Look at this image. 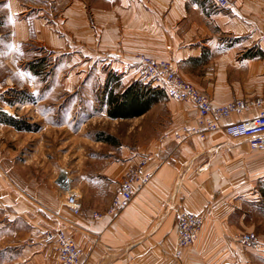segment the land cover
I'll list each match as a JSON object with an SVG mask.
<instances>
[{"label":"crops","instance_id":"crops-1","mask_svg":"<svg viewBox=\"0 0 264 264\" xmlns=\"http://www.w3.org/2000/svg\"><path fill=\"white\" fill-rule=\"evenodd\" d=\"M29 1H0V95L8 88L28 86L30 95L36 96L39 83L32 67L38 59L32 49L40 43L51 58H57L48 77L54 84L101 86L98 97L79 93V100L85 103L82 111L91 109L103 118H109L110 91L121 94L133 82L146 87L130 69L139 54L172 62L177 73L214 106L264 97V0H226L227 6L221 9L212 0H97L110 10L97 5L91 20L83 5L75 8L78 18L73 20L68 5L62 16H56L55 7L39 11ZM101 67V77L88 75ZM63 72L68 74L66 80L60 77ZM53 93L54 88H48L47 104L55 102L50 100ZM156 95L138 116L109 118L113 122L142 120L143 132L151 136L142 146L119 144L115 139L114 143L97 142L106 151L91 156L96 160L94 170L79 173L85 193L91 196L89 202L80 192L76 197L81 214L74 216L63 209L59 225H38V216L34 217L28 234L21 233L16 241L15 252L1 250L0 264H58L53 250L42 243V232L52 229H62L74 240L80 264H250L248 256L260 254L233 240L242 225L231 221L239 214L237 222L242 223L245 214L263 210L264 152L252 151L246 141L228 139L220 131L204 139L191 136L176 141L175 132L198 125L197 111L165 92ZM69 98L60 101L62 109ZM38 106L39 100L33 108L38 111ZM257 113L252 107L220 124L250 119ZM141 158L146 159L143 171L151 174L148 186L117 216L91 219L94 211L106 209L125 173ZM31 211L39 215L37 209ZM180 211L202 216L204 224L194 244L175 257Z\"/></svg>","mask_w":264,"mask_h":264},{"label":"rangeland","instance_id":"rangeland-1","mask_svg":"<svg viewBox=\"0 0 264 264\" xmlns=\"http://www.w3.org/2000/svg\"><path fill=\"white\" fill-rule=\"evenodd\" d=\"M24 1L28 2V0ZM66 1L30 0L29 2L39 11H42L43 7H55L56 16H62L64 7L68 5L72 8L73 20L78 18L75 8L81 5L88 20L94 16L97 5L101 6L99 7L101 9L110 10L97 0H69L67 3ZM71 25L70 34L73 37L76 33L73 28L74 22ZM35 44L37 47L33 46L32 50L38 60L34 62L32 73L38 78L39 83L36 96L30 95L31 90L28 86L8 88L0 95V111L20 118L30 127L29 130L18 131L0 123V252L6 249L5 251L10 254L15 252V247H19L16 241L21 239L20 234L23 233L24 236L28 234L34 217L38 216V225H59L63 219L60 217L64 214L62 210L67 209L63 203L69 193L79 197L80 192L85 202L90 201V193H85L82 186L84 184L79 181V173L80 170L82 172L86 169L94 170L96 160H91V156L95 157V154L105 150L97 144L99 142L97 138L110 136L119 144L130 142L142 146L146 138L151 136L143 132L145 127L142 120L113 122L109 118L94 114V110L89 109L87 113L82 111L85 103L80 101L79 93L91 94L93 98L98 97L101 86L92 83L84 87V83L81 82L63 86L62 81L54 84L48 77L55 68L57 58H51L49 50L39 45L40 43ZM132 64L130 69L134 77L143 85L152 88L150 83L135 73L134 60ZM102 68L98 69L97 73L90 70L88 75L94 79L99 78L104 71ZM127 71L128 69L124 68V72ZM60 77L66 80L68 74L63 72ZM51 87L54 88V93L50 100L54 99L55 102L47 104L46 93ZM118 89L119 87L115 86L114 90L118 91ZM163 91L158 90L159 93H164ZM74 94L77 95L76 99L72 96ZM69 95L64 110L60 101ZM37 100H39L38 111L33 108ZM47 110L51 111L48 116ZM32 209H37L39 215H33ZM253 209L252 207L250 211ZM45 211L53 214H47ZM200 217L203 227L204 218ZM239 217L241 216L236 214V219L231 221L234 225H242L237 227L232 236L233 240L239 242L244 235L253 234L258 239L259 251L262 252L251 248L255 253L260 254L254 256V253H251L248 256L249 263L264 264V206L262 211L245 214L242 223L238 224Z\"/></svg>","mask_w":264,"mask_h":264},{"label":"built area","instance_id":"built-area-1","mask_svg":"<svg viewBox=\"0 0 264 264\" xmlns=\"http://www.w3.org/2000/svg\"><path fill=\"white\" fill-rule=\"evenodd\" d=\"M215 8L227 6L226 0H212ZM135 73L152 86L164 90L174 100L189 103L198 114V125L192 129H182L173 134V138L182 142L191 136L204 139L207 134L220 131L231 140H244L252 151L264 152V97L254 100H234L220 106H214L209 99L200 93L191 83L184 80L176 71L172 62L155 59L139 54L134 57ZM252 107L258 110L255 117L220 124L232 115H240ZM146 159L142 158L130 168L116 187L114 195L103 212L94 211L91 219L104 216L115 217L127 207L134 195L145 189L151 174L143 171ZM71 192V191H69ZM63 205L74 216H79L82 205L73 193H69ZM202 230V218L199 215L180 211L175 223L173 255L179 257L181 250L190 247ZM239 242L248 248L260 249L258 239L253 235H244ZM42 243L55 253L58 264H80V251L74 240L62 229L46 230L42 234Z\"/></svg>","mask_w":264,"mask_h":264},{"label":"trees","instance_id":"trees-1","mask_svg":"<svg viewBox=\"0 0 264 264\" xmlns=\"http://www.w3.org/2000/svg\"><path fill=\"white\" fill-rule=\"evenodd\" d=\"M158 90L148 86L142 87L137 82L129 85L121 94L108 93L107 104L109 106L107 114L109 118H130L138 116L145 112L149 106L156 100ZM0 123L13 127L14 129L29 130V125L25 124L20 118L7 115L0 111ZM102 142H113L114 139L110 136L97 138Z\"/></svg>","mask_w":264,"mask_h":264}]
</instances>
